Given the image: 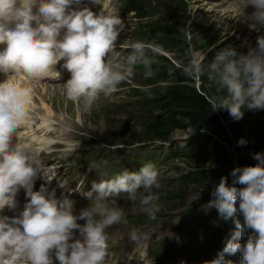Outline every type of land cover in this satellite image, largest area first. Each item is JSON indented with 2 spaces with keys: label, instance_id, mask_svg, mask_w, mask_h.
I'll list each match as a JSON object with an SVG mask.
<instances>
[{
  "label": "clouds",
  "instance_id": "obj_1",
  "mask_svg": "<svg viewBox=\"0 0 264 264\" xmlns=\"http://www.w3.org/2000/svg\"><path fill=\"white\" fill-rule=\"evenodd\" d=\"M93 2L104 5V0ZM74 4L79 5L80 0H0V45H5L0 50V73H11L0 82V212L17 209L20 188L30 198L18 216L0 215V264H53V250L59 264H105L109 256L105 229L127 223L124 211L110 207L109 200L124 195L135 204L139 199L151 219L159 212V197L152 192L160 186L159 171L151 164L94 184L95 195L82 192L90 203L78 215L74 214V201L63 195L57 198L54 189L48 192L41 185L39 191H33L40 171L39 154L48 153L52 141L33 139L31 133L20 135L36 118L33 88L19 86L11 77L24 76L35 82L57 77L55 66L63 60L70 73L63 85L64 94L77 104L83 101L88 110L101 94L110 95L130 80L137 66L144 68L145 78L152 77V65L161 51L150 42L136 40L129 44L126 61L113 65L110 57L117 53L121 19L116 13L96 14L86 6L76 10L71 7ZM248 5L254 8L247 17L253 22L251 27L264 26V0H242V9ZM185 35L189 48L187 63L181 65L183 74L196 81L207 76L209 86L215 84L218 90L226 88L229 93L206 97L211 110L227 109L239 120L242 107L264 109V37H258L256 47L238 58H234L233 49L221 50L205 69L203 54L190 43L191 33L186 31ZM40 120L45 131L54 130L55 122L50 118ZM77 146L66 145L63 151L67 156ZM254 159L257 164L231 171L232 186L222 177L213 192L215 199L209 201L225 220L235 223L231 238L211 264H234L223 253H240L239 264H264V153L254 154ZM80 189L78 184L77 191ZM238 211L243 223L235 218ZM78 220L85 223L81 225ZM246 229L253 234L242 245L239 240ZM73 230L79 231L83 242L71 240ZM130 238L140 245L148 240L149 233L133 232Z\"/></svg>",
  "mask_w": 264,
  "mask_h": 264
},
{
  "label": "trees",
  "instance_id": "obj_2",
  "mask_svg": "<svg viewBox=\"0 0 264 264\" xmlns=\"http://www.w3.org/2000/svg\"><path fill=\"white\" fill-rule=\"evenodd\" d=\"M123 5L139 17H146L154 11L150 0H123ZM167 8L168 23L161 24L159 18L149 19L132 31V37L134 41L150 42L161 50L172 51L175 60L172 62L159 54L156 57L157 63L152 65L155 74L150 78L140 74L145 70L137 66L134 76L139 77L137 82L150 85L144 87L149 91H143V87H133L128 93L136 96L137 117L145 131L142 139L149 141L154 138L160 143H166L175 131L185 135L181 138L182 145L173 143L174 150L170 156L184 161L188 172L179 176L182 181L174 190L155 192L161 199L170 200L167 204L171 208L175 204H182L186 194L185 183L188 182L196 190L206 191L203 199L196 200L200 205L204 203L203 200L215 198L213 192L222 177L226 178L228 185H233L231 171L234 168L258 163L254 154L264 153V110L242 107L243 116L236 120L227 109H210L206 97L227 96L229 93L226 88L218 90L215 84L209 86L207 76L202 77L195 86L194 79L183 74L181 65L187 63L186 52L189 47L182 36L183 26L178 22L183 20L181 13L184 5L182 0H169ZM203 62L207 69L212 61L204 57ZM137 138L135 134L132 136L133 140ZM241 140L243 143H240ZM235 186L242 187L240 184ZM238 218L243 223L240 212ZM226 221L214 207L206 218V225L212 229L208 232L211 238L209 244L216 241L215 236L222 238L223 233L217 225ZM252 234L251 229H246L243 237L247 239Z\"/></svg>",
  "mask_w": 264,
  "mask_h": 264
},
{
  "label": "rangeland",
  "instance_id": "obj_3",
  "mask_svg": "<svg viewBox=\"0 0 264 264\" xmlns=\"http://www.w3.org/2000/svg\"><path fill=\"white\" fill-rule=\"evenodd\" d=\"M168 2L169 0H150L154 11L151 15H147L146 17H139L135 13L132 16V11L122 15L120 9H123V6L120 0H104V5L100 4L92 10L96 14H99L101 11H104L106 14L116 13L123 23V29L119 32L116 42L117 53L113 57H110L113 65L126 61L127 56L130 54L129 44L134 41L132 31L140 26L142 22L152 18H159L161 24L169 22V18L167 17ZM182 2L184 5V11L181 13L183 20L182 22L179 20L178 24H182L183 26L181 29L183 39L189 47L185 32H190L192 35V40L190 42L192 47L212 62L215 55L224 49L230 48L235 50L236 57L234 58H238L241 54H247L250 48L256 47L257 38L264 37V26L257 24L256 27L253 28L251 27L253 22L247 18L254 11L253 6L248 5L242 9V0H182ZM242 10V13H237ZM122 13L124 12L122 11ZM160 54L172 62L175 60V54L172 51L161 50ZM140 74L144 76V72ZM137 80H139V77L133 76L130 80L119 85L116 92L107 96L101 94L100 98L88 110L84 109L83 101L79 104L72 102L66 98L64 91L62 94L55 89L49 91L50 89H47L44 85H40L38 89L35 84H32L34 88L33 94L37 98L36 102H32L38 105L39 109L42 111H44L42 108L43 105L48 107L52 112V116L56 117L58 114L65 113V115L75 120L74 127L77 130L89 133L99 141L111 143V145L115 146L132 145L140 142V145L137 147L139 148V152H141L145 146L150 145L149 141L151 139L149 141L142 139V135L145 131L137 117V105L132 96H130V93L126 91H129L133 87L144 88L150 85H143L137 82ZM198 83V81L194 80L195 86H197ZM38 97H42V102H40ZM119 106L120 108H118ZM134 134L137 135L138 138L133 140L132 136ZM184 136L183 132L175 131L166 143H160L153 139L154 142L151 144L160 147L155 152V154L158 155V163H156V165L158 166L160 175V186L159 188H153V193H155L156 190H162V192L174 190L179 184V181H182V179H179V176L188 172V167L184 161H181L176 156L171 157L170 149L169 153H167V148H170L172 145H181V138H184ZM108 150L110 151V158H117L122 153L120 151L119 155L117 153L113 155V150L110 148ZM187 183H185L187 185L186 194L182 204H180L182 206L191 199L196 201L206 195V191L202 189L196 190L192 185ZM158 197L157 204L159 205V212L156 213L155 219L160 222L162 219L166 218L165 213L168 212H171L173 215L168 217V219H173L178 204L170 208V205L167 204L170 200L166 201V199L164 200L161 199L160 196ZM79 202L81 208H87L90 203L83 201ZM108 203L110 207L121 208L125 214L146 213L142 210L139 199L133 204V202L128 200L124 195L114 200L111 199ZM203 204L204 203H201L198 206L202 207ZM76 207L81 209L79 206ZM160 224L161 225L157 227L155 225H150L144 232L151 234L153 237H157L162 234L159 230L160 227L168 228L172 226L170 222H160ZM117 231V234L125 236L126 238L134 231V227H132V225L127 226L123 224ZM107 234L112 240L116 237L115 230L108 229ZM163 257L164 254L160 255L159 259Z\"/></svg>",
  "mask_w": 264,
  "mask_h": 264
},
{
  "label": "bare ground",
  "instance_id": "obj_4",
  "mask_svg": "<svg viewBox=\"0 0 264 264\" xmlns=\"http://www.w3.org/2000/svg\"><path fill=\"white\" fill-rule=\"evenodd\" d=\"M89 3H91L90 0H89ZM11 80L14 81V82H16L17 85H19V86H24V87H29V86H31V87L33 88L32 83H25V82H22V83H21V82H19V80H18L17 77L12 78ZM28 85H29V86H28ZM33 89H34V88H33ZM42 89H43V87H42ZM41 98H42V97H41ZM41 98L38 97V99L40 100V102H42V101H41ZM32 104H35V103L32 102ZM42 108H43L44 111L41 110V112H42V114H43L44 116L48 117V116L51 115L52 112H51V110H50L48 107H46L45 105H43ZM42 108H41V109H42Z\"/></svg>",
  "mask_w": 264,
  "mask_h": 264
}]
</instances>
